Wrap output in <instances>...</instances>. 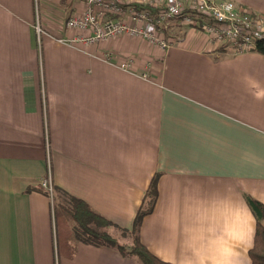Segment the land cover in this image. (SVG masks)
<instances>
[{
    "label": "crops",
    "instance_id": "0c3cea01",
    "mask_svg": "<svg viewBox=\"0 0 264 264\" xmlns=\"http://www.w3.org/2000/svg\"><path fill=\"white\" fill-rule=\"evenodd\" d=\"M231 1L264 16V0ZM83 9L0 0V264H142L82 242L57 255L54 189L130 230L155 174L138 231L150 253L251 264L245 195L264 205V56L218 52L225 43L182 25L166 50L125 36L58 43L80 33L64 21ZM47 174L52 201L34 189Z\"/></svg>",
    "mask_w": 264,
    "mask_h": 264
},
{
    "label": "built area",
    "instance_id": "2783aa9c",
    "mask_svg": "<svg viewBox=\"0 0 264 264\" xmlns=\"http://www.w3.org/2000/svg\"><path fill=\"white\" fill-rule=\"evenodd\" d=\"M78 1L84 9L71 13L64 27L80 33L58 38V43L86 47L125 36L166 50L173 43L170 27L182 25L197 29L210 42L227 43L229 52L236 54L251 51L255 42L264 38V16L231 0ZM34 29L39 43L45 31L38 21ZM39 185L52 201L50 175L42 178Z\"/></svg>",
    "mask_w": 264,
    "mask_h": 264
},
{
    "label": "trees",
    "instance_id": "16d2710c",
    "mask_svg": "<svg viewBox=\"0 0 264 264\" xmlns=\"http://www.w3.org/2000/svg\"><path fill=\"white\" fill-rule=\"evenodd\" d=\"M224 46L226 45L219 46L216 51L225 53ZM251 51L264 56V38L256 41ZM156 182L157 175L155 174L148 185L130 230L110 222L83 201L60 194L59 189H54L52 215L57 250L55 253L59 255L62 252H71L72 257L75 253V244L82 242L97 247L113 248L121 256L136 258L142 264H171L150 253L139 241L138 236L141 219L153 209L157 197ZM34 189L42 191L41 188L34 187ZM245 200L255 218L253 244L248 251V256L251 264H264V205L248 195H245ZM60 224H67L73 230L72 233L69 232L67 236H63L62 243L58 237Z\"/></svg>",
    "mask_w": 264,
    "mask_h": 264
},
{
    "label": "rangeland",
    "instance_id": "374dc122",
    "mask_svg": "<svg viewBox=\"0 0 264 264\" xmlns=\"http://www.w3.org/2000/svg\"><path fill=\"white\" fill-rule=\"evenodd\" d=\"M260 15V14H259ZM38 21V20H37ZM36 21V22H37ZM36 24V23H35ZM171 32V31H170ZM169 33V32H168ZM170 34V33H169ZM41 36H42V34H41ZM224 45V44H223ZM225 45L226 46H224L225 48L228 46V44L227 43H225ZM231 53V52H230ZM56 203H54V205H55ZM72 233L73 232V230H71L68 226H67V224L66 225H59L58 226V237H59V241L62 243L63 242V236H67V234L68 233Z\"/></svg>",
    "mask_w": 264,
    "mask_h": 264
}]
</instances>
